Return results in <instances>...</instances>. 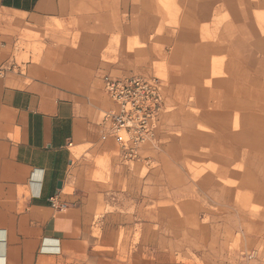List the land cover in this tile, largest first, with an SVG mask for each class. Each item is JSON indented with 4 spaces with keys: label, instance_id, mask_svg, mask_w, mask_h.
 Here are the masks:
<instances>
[{
    "label": "crops",
    "instance_id": "obj_1",
    "mask_svg": "<svg viewBox=\"0 0 264 264\" xmlns=\"http://www.w3.org/2000/svg\"><path fill=\"white\" fill-rule=\"evenodd\" d=\"M76 3L109 7L112 0H0V30L20 26L26 35L18 44V36L0 32L4 38L0 39V64L15 58L21 65L0 80V264H124L117 259L114 247L121 244L120 235L129 231L132 239L124 238L123 244L135 245L140 228L143 240L139 243L144 252L135 248L129 258L132 262L142 256L150 264L170 261L174 247L171 245L167 253L158 251L157 237H168L174 244L173 238L179 233L185 239L182 241L190 243L185 251L202 260L214 263L219 257L234 258L236 251L231 245L237 237H248L247 230L239 233L236 213L218 209L198 185L204 173L193 181L195 195L186 194L192 181L187 171L164 172L167 176L161 183L156 181L154 170L140 176L139 163L152 167L156 162L154 157H142L143 148L134 164L123 160L117 138L99 120L107 101L101 83L104 87L107 76L137 73H105L109 64L103 56H109L106 51L114 34L112 29L99 30L102 25L97 21L112 22L109 8L103 16H58L63 7ZM152 3L156 11V0ZM200 3L208 2H191ZM123 4L131 5L130 16H136L132 7L139 5V0H124ZM253 4L264 5V1L249 2ZM14 13L27 16H9ZM234 16L240 15L234 12ZM122 17L116 16V20L122 22ZM57 22L63 26L59 35L69 41L79 24L80 40L74 45L46 40V49L35 51L27 39L29 32L56 35L50 26ZM146 26L150 33L152 21ZM133 28L122 23L114 32L117 38L131 32L135 36ZM195 29L188 30L195 33ZM197 41L193 35L192 45H211ZM48 52L59 56L47 60ZM24 55L27 58L23 59ZM178 55L179 51L175 52L174 56ZM101 207L105 210L97 218ZM193 220L202 229L194 232L190 227ZM203 227H208L209 235ZM97 228L102 230L100 237L94 235ZM200 237L206 243H201Z\"/></svg>",
    "mask_w": 264,
    "mask_h": 264
},
{
    "label": "rangeland",
    "instance_id": "obj_2",
    "mask_svg": "<svg viewBox=\"0 0 264 264\" xmlns=\"http://www.w3.org/2000/svg\"><path fill=\"white\" fill-rule=\"evenodd\" d=\"M123 1L112 0L109 7L76 3L63 7L58 16H103L109 8L112 22L97 21L102 25L99 30L112 29L114 34L106 51L109 56H103L109 64L105 73L114 76L137 73L160 80L163 106L155 136L141 147L145 151L142 157H154L156 162L152 167L139 163L140 176L154 170L156 181L165 183L163 178L167 175L164 172L170 175V170L179 174L185 170L192 179L187 180L186 194L195 195L193 185L196 182L193 181L204 173L198 185L218 209L235 212L237 231L247 230L248 235L237 237L231 245L236 251L234 258L219 257L214 263L186 252L190 243L182 241L185 239L181 233L174 236V244H170L168 237L158 236V251L167 253L168 248L174 247L172 258L163 264H264V159L259 162L260 155H264V5H249L250 1L261 3L264 0H234L232 4L223 0H204L208 2L204 4H191L198 0H156V11L152 0H139V5L132 7L136 16H130L131 5L124 6ZM154 11L156 16H153ZM234 12L240 16H234ZM9 16L27 15L14 13ZM116 16H124L123 21L120 18L117 21ZM149 20L152 21L150 33L146 26ZM122 23L134 26L135 36L131 32L117 38L114 31ZM55 25L50 28L56 30V35L29 32L27 39L35 51L46 49V40L61 45L68 42L74 45L80 40L79 24L76 23L78 29L71 41L59 35L62 23ZM5 27L0 30L2 35L18 36V44L26 39L20 26ZM194 28L195 33L188 30ZM193 35L197 42L212 46L192 45ZM114 47L119 50L114 51ZM177 51L179 55L175 57ZM46 55L47 60L59 56L50 52ZM183 57H187L186 63ZM101 86L104 89L102 83ZM104 94L107 101L99 114L100 121L113 106L112 99L105 91ZM166 182L170 187V182ZM104 210L105 207L98 210L97 218ZM190 224L194 232L202 229L197 220ZM203 229L209 235L208 227ZM137 231L135 245L123 244L124 238L132 239L129 231L120 235L121 244L114 247L117 259L124 264H150L143 256L139 261H129L135 248L144 252L139 243L143 240V228ZM94 235L102 236V230L95 229ZM212 238L217 240L218 236ZM199 240L206 243V239L200 237Z\"/></svg>",
    "mask_w": 264,
    "mask_h": 264
},
{
    "label": "built area",
    "instance_id": "obj_3",
    "mask_svg": "<svg viewBox=\"0 0 264 264\" xmlns=\"http://www.w3.org/2000/svg\"><path fill=\"white\" fill-rule=\"evenodd\" d=\"M3 42H0V50ZM21 67L15 58L0 64V80L9 71ZM161 83L158 78L133 74L104 79V90L115 103L103 117L110 134L117 138L125 162L140 156L143 144L154 139L158 115L163 106Z\"/></svg>",
    "mask_w": 264,
    "mask_h": 264
},
{
    "label": "bare ground",
    "instance_id": "obj_4",
    "mask_svg": "<svg viewBox=\"0 0 264 264\" xmlns=\"http://www.w3.org/2000/svg\"><path fill=\"white\" fill-rule=\"evenodd\" d=\"M257 155H258V154H257ZM260 156H261V157H259V158H260L259 160H260L261 162H263L262 159H264V157H263L264 155H260ZM248 158H250V157H248Z\"/></svg>",
    "mask_w": 264,
    "mask_h": 264
}]
</instances>
